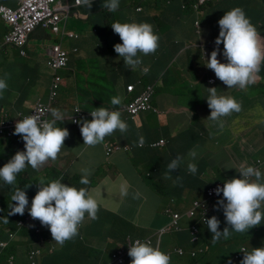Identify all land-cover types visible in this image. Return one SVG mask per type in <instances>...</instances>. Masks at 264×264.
Returning a JSON list of instances; mask_svg holds the SVG:
<instances>
[{
  "label": "clouds",
  "instance_id": "1",
  "mask_svg": "<svg viewBox=\"0 0 264 264\" xmlns=\"http://www.w3.org/2000/svg\"><path fill=\"white\" fill-rule=\"evenodd\" d=\"M15 1L18 4L17 0ZM99 1L100 0H76V3L90 10L92 4H96ZM139 1L140 4H142L146 0ZM178 1L179 0H166L164 6H155L157 11L154 16L149 17L151 22H114L111 25L113 32L118 35V38L122 41V43L115 44L112 49L119 57V59H115L121 63L119 68L126 70L130 68L136 71L141 70L142 76H146L147 78L144 80L146 84H144L142 80L137 82V85L142 86V89H144L141 91V94H135L129 100L126 97L124 98L117 95L112 97V105L109 106L108 102L99 104L90 109V111H86L84 107L80 108L76 106L74 115L69 121L75 127H80L79 131L83 139V145L95 147L101 144L105 148L107 155L108 148H112L113 146L117 148V143H109V136L113 135L116 131L125 133L128 130L127 122L121 118L122 113H127L126 118L128 120H133L136 116L147 111H153L159 114L160 107L163 106H160V103L163 104L165 99H171L172 97L168 93L165 97H161L157 87L161 85L162 88H168L167 85L169 84V80H152L156 68L152 65H147V67L143 69L141 56L153 55V59L158 57L156 51L159 48L161 37L165 44L169 46L165 61L170 60V62L175 63L184 70H189L196 66L198 72H201L202 68L204 70L207 68L212 70L215 77L226 86V89L221 95L218 94L217 88L215 87L207 89L209 95L207 99L204 100L205 104L201 112V121L207 126L215 125L214 122H216L222 129V118L225 117L226 120L229 119L231 115V120L233 121L231 130L232 142L237 145L235 140L238 138L239 141L246 142L247 145L250 146V150H247L239 156L232 149V144L230 148L226 147L229 139L219 142L217 147H222L223 152L226 148L230 149L229 158L232 160L233 171L237 176L224 173L225 177L229 180L225 182L217 181L213 185H211V183L205 185L202 189L200 199L193 200L191 206L185 213L167 209L166 214L168 216L166 217L169 218V216L179 213L183 216L182 219L184 221L194 219L198 222H202L196 210L194 216L189 217L187 215V212L194 208V203H203L205 205V217H207V215L215 210L216 197L223 196V199L216 202V210L222 209L227 226L223 231L218 230L220 228V220L216 216L204 220V223L212 234L211 242L215 244L221 238L228 239L233 232L246 234L250 229L264 224V152L258 156V150L255 145L251 143L252 141L249 140V138H245L242 132L233 131L234 125H237L244 115L251 111L246 107L247 102H264V36H261V34L264 35V21L261 19V21L257 23L261 29L260 34L257 27L251 23V19L247 15V12L253 9L254 4L252 2L255 0H231V2H227L228 0H181L182 3L181 6H179V9L180 7L182 9H180L181 14H189L192 17V28L189 29L188 34H185L184 27L187 23L186 17L182 16L183 20L179 26L173 5V3ZM138 5L139 4H134L133 8L136 10L135 12L137 14H141L143 9ZM219 5L222 6L218 9H214ZM0 7H3V5ZM4 7L12 9L7 6ZM103 7L109 12L117 11L119 9V0H106ZM61 14L63 20L61 23V30L58 33L43 28L39 29L54 34H59L60 32L66 33L65 30L63 31L64 8ZM0 19L7 26L9 33V26L1 17ZM206 29H211L212 34L216 38L214 41L215 49L211 53L204 43H197L195 40V38L200 36ZM159 34H161V37ZM66 35L71 40L78 39L76 35ZM5 37L0 47V53L6 48H12L20 53L22 57L28 56L26 50L29 43L22 49V52H24L23 54L20 49L6 45ZM28 42H30V39ZM221 44H223L222 53H220L219 50V45ZM55 46H59L63 50L61 44H54L52 47ZM52 47L47 52V64L50 60V51ZM66 53H68L69 61V58L71 59L70 53ZM78 53L79 51L75 54ZM0 60H2V57H0ZM199 61H203L204 65L200 66ZM166 72L168 71H163V74ZM8 78V73H4V75L0 77V96L8 89ZM216 78H209L208 83L211 85L215 84ZM54 83L55 81L52 83L50 89V99H37L30 111L23 114L16 113V117L11 115L12 112L10 114L9 111H6L7 109L3 108V112L1 111V114L3 113V119L0 121V130H3L5 127H11L13 135L22 138L24 150L17 151L3 167H0V182L15 186L19 173L28 170L26 173L28 177L31 173L36 172V170H41L44 165L49 170V173L54 172V175L52 176L50 173L51 176L47 183L45 182L47 177H45V179L41 178L39 181L36 179L32 180L31 176H29L28 182L31 185V192L28 196L25 190L20 187L15 188L14 194L11 196V201H14L15 205H6L5 210L7 211V216L0 219H3V222L7 224L13 218L16 228L12 230L9 226H3L4 238L0 240V242H4L5 246H0V248L9 246V244L18 245L21 240L22 243H24L23 237L27 236L25 233L26 230L29 233L28 236H35L38 238L36 236L38 235L40 237L39 241L29 244L27 248V264H44L42 262L43 258L47 256L50 261L57 252L63 259V264H72V260L69 259V256L58 251L59 248L48 246V251L45 254H43L41 248L51 239L55 241L57 245L63 247L65 242L77 237L79 231H84L83 223L86 217L92 220V222H98L101 217L100 214L106 211L109 220L105 224L102 233L97 235V237L103 239L106 245H101L99 248L84 237L83 234L78 236L80 248L84 249L85 246L92 247L94 256L100 258L98 263L94 260L92 264H99L104 259V254L108 252V247L112 244H117L118 240L123 239V233L128 229L131 220L128 214L119 210V207L117 210L115 209L118 205L116 201L114 203L111 202L112 205L104 204L108 202L103 201L102 203L99 198L94 197L90 193H94V186L91 185V179L88 178L91 174L89 169H80L81 179L77 183H71L67 180L68 170L65 172L58 171L57 165L63 161L71 150L64 144L65 140L69 138V131L66 128L58 127L56 123L57 120L63 119L60 111L55 109L58 103H61L63 99L59 97L63 85L60 83V78L56 89H54ZM250 85L255 89L256 94L239 95L235 97V95H232L229 91V88H239L247 92L249 89H252L248 88ZM129 86H133V90H129ZM129 86H127V92L129 95H132L135 93L136 84ZM154 88L157 89L155 93ZM54 91L56 95H53ZM155 95L157 96L156 107H152L150 98ZM141 96H146L148 98L149 108L139 110L135 116L130 115L127 111L128 107ZM4 99L6 98L3 95V101ZM123 100L125 101V105L123 108H119L118 105H121ZM241 100L244 101L241 102ZM40 107H48L50 109L48 120L41 119V115L39 114H33V112ZM208 110L210 114L206 115ZM252 116L256 118L254 113ZM52 117L53 119L51 120ZM75 119L77 121H75ZM89 119L91 120L88 121ZM105 138L106 143H104ZM140 143H143V138H141ZM158 143H153L150 147L162 146H152ZM127 148H129L130 151L132 150L129 145ZM216 151H218V148H215L214 152ZM188 155L193 161L197 158V153L195 151H190ZM235 157H241L242 160H240L239 165L238 163L234 164ZM182 159V157L176 156L167 164V171L164 174V179H172L170 173L179 168ZM187 170L189 173L195 175L198 170L197 165L193 162H188ZM55 174H57V176H55ZM141 176L149 178V175L146 173ZM180 179L181 178L177 176L174 183L179 182ZM30 185L24 188L27 189ZM124 194L127 195L126 192ZM164 196H167L166 192ZM27 197L32 198L31 206L28 208H26L29 204ZM0 207H2L1 204ZM25 210H28L27 216H23L26 214ZM229 228L231 230H229ZM155 233L156 234L153 236L137 239L129 236L124 243L118 242V249L112 253L111 259L103 264H126L129 257L131 258V264H171L172 255L166 251L160 250L159 246L156 244L161 241L163 235L171 233L169 227L164 225ZM239 246H241L240 254L236 255L235 258L239 259L241 254H243L241 264H264V247L252 248L251 251H248L245 246ZM180 251L183 253H180ZM176 253L180 257L184 256V251L181 248L176 249ZM192 253H194L193 256L191 255ZM199 253L204 254L205 249L195 247L194 250H191L189 255L190 257H197ZM15 256H17L16 252ZM0 264L2 263L0 262ZM8 264H14V256L9 257Z\"/></svg>",
  "mask_w": 264,
  "mask_h": 264
},
{
  "label": "crops",
  "instance_id": "2",
  "mask_svg": "<svg viewBox=\"0 0 264 264\" xmlns=\"http://www.w3.org/2000/svg\"><path fill=\"white\" fill-rule=\"evenodd\" d=\"M75 1L76 0H62L60 4V6L64 8L65 16L63 21V31L65 30L66 33H51L57 38L60 37V39L57 42H54L53 45L61 44L63 50L69 52L70 56L75 55V53L79 51L78 55L74 57V61L79 59L83 72L81 70L80 76L78 75L76 68L74 67V63L70 58L65 68L59 70L50 68L47 64L48 56L46 53V66L50 71L48 69L43 70L44 79L42 81L38 79L36 72H34L35 76L32 81V87H29L28 85H23L17 75H12L9 72L11 64L14 63L15 60L17 61L19 59L18 56H13V49L9 48L11 51L9 50L10 55L8 56V59L5 56L3 59L2 56V60H0V62H2L1 67L3 69L2 73H0V77H2L4 73H8V79L11 84L3 93L6 99L3 101L2 95L0 96V102L3 101L1 103L3 108L7 109L6 111H9L10 114L13 109L16 110L17 114H23L30 111V109H32L35 105L36 100H31V95L37 93L36 86L38 89L41 88L45 84L48 76L51 77L50 83L52 86L55 79L59 77L60 83L62 85L64 83V86L71 89L67 93V99H62L61 103H58L55 107V109L60 111L63 117L62 120H57L56 123L58 127L66 128L69 131V138L65 140L64 144L67 148H70L71 151L68 152L63 161L57 165L58 171L65 172L68 170L67 180L71 183H77L81 179L80 169H89L91 174L88 178L91 179L92 182L90 181V183L94 186V193H90L94 197L99 198L102 203L103 201H110L112 203L116 201L118 204L117 208H115L116 210L119 207V201L122 193L126 192L131 196H135L143 203L142 207H144V213L142 216H140L139 213L128 215L132 223L131 228H133L132 230L134 232V236L130 237L137 239L147 237L148 235L153 236L156 234L155 232L159 231V229L168 221L167 217L161 214V210L165 204L166 197L163 198L165 192L167 195L168 193L176 194L179 199L185 203L193 201L201 195L200 192H202V189H199L200 183H197L199 178H210L211 174H213L210 169L207 173L206 167H203L205 157L210 154L208 149H211L217 142L219 143L229 139L226 147L230 148L232 144V149L240 156L247 150H250V146L244 141H240V145H235L234 142H232L230 125L232 122L231 115L228 120L226 119L223 122L222 129L216 122H214L215 125L207 126L201 121V119L197 121L192 120V118H195V111L200 114L203 111V105L205 104L204 100H206L209 95L207 89L215 87L217 88L218 94H221L225 91L226 86L219 81L215 77L214 72L208 68L206 70L202 68L201 72H198L197 66L189 70H184L178 67L175 63L170 62V60L165 61L169 46L165 44L161 34H159L161 42H159L158 57L155 59L152 57L142 59V66L143 69H145L147 65L154 66L156 69L152 80H169L170 88H166V93H168L167 90H172L177 92V94L171 95L168 93L172 98L165 99L163 104L160 103V106H163L160 107L159 117L154 119V122H149L146 119V116H142L143 121L138 122L137 124L139 125L131 123L128 126V130L125 133H122L121 137L114 139V134L109 136V143H113L115 141L119 144L124 141L129 143L127 145H129L132 150L128 152L127 155L116 154L108 157L106 155L105 148L101 144L96 145L95 147L83 145V139L79 131L80 127L72 125L69 119L74 115V109L76 106L80 108L83 107L79 102V88L82 84L86 83L87 85L98 81L97 76L95 77L93 74L94 71H97L98 67L93 66L92 64L87 67V64L84 62L85 59H96L95 63L97 65L98 62L100 63L102 70L107 73V80L109 79V81H111L109 83V88H112L114 85L117 87V84L113 83V81L115 80L116 75L119 74L118 85L120 87H124L126 84H128L127 86L136 84L135 93L137 91L141 92L142 90H140V88L142 89V86L137 85V82L139 80L144 81L147 78L146 76H142L141 70L136 71L130 68L128 70L119 68L121 63L115 60L119 59V57L112 51L114 45L118 43L116 40L119 38L118 35L113 32L111 25L114 22H151L149 17L155 15V12L157 11L155 6H164L166 0H146L142 4H140L139 0H119V9L114 12H109L103 7L106 0H100L98 3L92 4L90 10H87L82 6L77 7L75 5ZM176 3H173V5L176 11L178 25L180 26L183 17L179 14L181 13L179 11V4ZM252 3L254 4V7L251 11L247 12V15L251 19V23L257 27L261 34V29L257 23L260 22L261 19L264 21V0H255ZM134 4H139L138 6L143 9L141 14H137L135 12L136 10L133 8ZM1 5L12 9H16L18 7L15 0H0V6ZM83 32L84 34H87L86 32H88V39L83 38L81 42L80 37H82L81 33ZM7 33V26L0 19V42H2ZM66 34L76 35L78 36V39L71 40ZM113 35L116 40L112 45H110V37ZM47 36L46 38H49V36ZM261 36L264 35L261 34ZM33 37L34 35L27 47L29 50L28 57L25 58L29 61L28 64H30L31 67H33L34 64L31 61V58L37 48L36 43L33 50L29 49L30 43L33 41ZM107 44H109V46ZM93 50H95V52H93ZM46 56L44 55V59H46ZM61 71L66 73L67 78L60 74ZM163 71L168 72L163 74ZM211 77L216 78V83L213 85L208 83V79ZM178 81H182L184 85L178 86ZM48 83L49 81L45 84V86H47ZM17 86L20 88L21 92H19L18 95H15ZM185 91H187L188 94H185ZM120 95L124 98L126 97L128 100L133 96V94L129 95L128 92L125 94L121 93ZM104 96L108 97L107 102L110 106L112 105V97L117 96V94L113 92L109 96L105 95L103 92H99L94 99L101 101ZM39 99L46 100L45 98ZM107 102L105 101L104 103ZM124 105L125 101L123 100L122 104L118 105V107L123 108ZM246 107L255 114L256 119L259 121L256 123L255 128L259 132H262L255 134L254 137L258 138L260 134L263 137L264 102L250 101L246 103ZM126 116L127 113L121 114V118L127 121L128 119ZM52 119L53 117L51 120ZM156 124H158L161 129H153V126ZM191 124H194L193 130L184 133L185 131H183V125H185V128L191 129ZM141 138H143L142 144L140 143ZM161 140L165 141L163 146L150 147L151 144L158 143ZM251 141H253V139ZM104 143H106V138ZM251 143L254 145L253 142ZM190 151H195L197 153V158L194 161L191 160L188 154L184 155ZM176 156L183 158L179 168L170 173L172 175V179H164V174L167 171V164L170 163ZM234 159V164L238 163V165L240 164V160H242L241 157H235ZM188 162L195 163L197 165V169L201 168V170H197L195 175L189 173L186 169ZM23 172L25 174L28 170H24ZM36 172H38V170H36ZM50 173L52 176L54 175V172ZM145 173L153 180L150 181L149 179L141 176ZM55 176H57V174H55ZM177 176L181 179L179 182L174 183ZM150 183L160 185L164 190L161 188L158 190L152 188ZM160 195H163L162 198H160ZM100 215L101 217L98 222H92V220H89L86 217L83 223L84 231H79V235L83 234L84 237L99 248L101 245L106 244L103 239H100L97 235L102 233L105 224L109 220V216L106 211H103ZM152 219L154 221H152ZM186 222L187 221L183 222L184 226ZM78 236L73 239L76 242L74 241L71 245H69V249L72 250L69 255V259L72 260V264H78L80 260L86 263L85 253L83 249L80 248L78 243ZM181 236L169 235L168 233L167 235H163L161 237V241L159 243H156L160 250L166 251L172 255V259L175 260L173 262L174 264H188L187 253L189 250H193L194 247L190 246L188 243L185 244V241L188 240V236H184V240ZM205 239L209 240V237ZM84 240L88 241L86 239ZM251 241L252 247L248 248V251H251L252 248H256L254 239ZM247 243L249 244V241H247ZM248 244L247 246L249 247ZM217 245L218 246L216 247L206 249V253L200 256L201 258L197 260L196 264H241L243 255H241L239 259L235 258L236 255L240 254L241 246L236 244L235 247L234 245H230L223 249L222 245ZM179 248L184 249L183 257H180L176 253V249ZM62 262L64 261L57 252L48 264H60ZM126 264H131L130 257Z\"/></svg>",
  "mask_w": 264,
  "mask_h": 264
},
{
  "label": "rangeland",
  "instance_id": "3",
  "mask_svg": "<svg viewBox=\"0 0 264 264\" xmlns=\"http://www.w3.org/2000/svg\"><path fill=\"white\" fill-rule=\"evenodd\" d=\"M179 1L177 2L178 4H179ZM227 2H231V0H228ZM146 4H147V2H146ZM221 6L222 5H219V6L215 7L214 9H218ZM179 14L181 16L186 17L187 23L185 24L184 31H185V34H188L189 29L192 28V17L189 14H186V15L181 14V13H179ZM88 32H86L87 34H84V32L81 33V36H82V37H80L81 42H82L83 38L88 39ZM33 35H34L33 41L30 43V46H29V49L33 50L35 44L37 43V48L35 50L33 57L31 58V61L34 63L33 67H31V65L28 64L29 61L25 59L28 56L22 57L19 55V53L17 51L12 50L13 56L14 57L18 56L19 59L17 61L15 60V62L12 63L11 67L9 68V72L12 75H17L18 77H20V82L23 83V85H28L29 87H32V81L34 80V76H35L34 72H36L37 77L40 81H42L44 79V76H43L44 71L43 70L48 69L46 66V60H47L46 53L53 46V43L57 42L60 39V37L57 38L51 32L44 31L42 29L37 30ZM47 35L49 36V38H46ZM31 38H30V41H31ZM110 38H111V42L114 43L116 40L114 38V36H111ZM215 39L216 38L212 34L211 29L204 30L200 36L195 38L197 43L198 42L204 43L206 45V47L208 48V50L210 51V53L215 49L214 48L215 47L214 46ZM117 42L122 43V41H120V38L117 40ZM2 44H3V40H2V42H0V47L2 46ZM93 45H94V43H93ZM9 50L11 51V49L6 48L5 50L1 51L0 57L3 56V59H4V56H5L8 59V56L10 55ZM219 50H220V53L223 52V44L219 45ZM26 51L28 53L29 50L27 49ZM158 51H159V49L156 51V53H158ZM93 52H95V50H93ZM44 55L46 56V59H44L45 58ZM76 55H78V54L71 56V61L74 63V67L76 68V71H77L78 75L80 76L81 70L83 72V69L80 66L81 64L79 63V59L74 61V57ZM152 56L153 55L141 56V59H147V58H150ZM95 61H96V59H88V58L85 59V61H84L87 64V67L90 64L98 67L97 71H94V73H93L95 77L97 76L98 81H95V83L93 82V83H90L87 85H86V83L82 84V86L79 88V94H80V97H79L80 101L79 102H82L83 100H87L88 98L92 99V98L96 97L99 92H103V93H105V95L110 96L108 91H107V93L104 92V90L110 89L109 83L107 82V73H106V71L102 70L100 63L98 62V65H97L95 63ZM1 66H2V62H0V73H2V71H3ZM60 74L66 77V73L64 71H61ZM50 79H51V77L48 76L46 81H45V84L49 81L47 86H45V84H44L39 89L36 86L37 93L31 95V100H37L39 98H45L46 100L50 99V94H51ZM91 80H93V79H91ZM177 85L182 86V85H184V83L182 81H178ZM167 87L169 88L170 84H168ZM157 88H158L159 93L161 94V97H165L167 94L166 88H162L161 85H158ZM70 89L71 88H69V89L67 87L65 88L66 94L69 92ZM19 92H21V90L17 86V91H16L15 95H18ZM155 92H157V89L154 88V93ZM167 92L170 93L171 95L177 94V92L172 91V90H167ZM185 94H188V92L185 91ZM185 98H186V96H185ZM243 101L244 100H241V102H243ZM91 107L92 106H90V108ZM90 108H88V109H90ZM149 113H151V115H153V111L143 112L140 115L148 117L149 122H154L153 116L146 115ZM194 113H195V118H192V120L197 121V120L201 119L202 115L200 113H198L197 111H195ZM208 114H210L209 110L206 113V115H208ZM252 114H253L252 111L247 112V114L244 115V117L238 122V124L234 125L233 131L234 132H242L243 136H245L246 138H252L254 140H258V141L264 143V131L262 134L263 137L261 136V134H260V136H258V138L254 137L255 134L262 133V132H259L255 128L256 123H258L259 121L256 118H254L252 116ZM12 116L16 117V110L15 109L12 110ZM224 121H225V117L222 118V122H224ZM191 125L194 126V124H191ZM230 125H231V130H232L233 121L230 123ZM263 127H264V125H263ZM153 129L158 130L161 128L158 124H156L155 126H153ZM185 129H186L185 125H183V131H185ZM235 141H236L237 145H240V141L238 138H236ZM217 144H218V142L215 143L211 149H208L210 154L207 155L203 161V167L204 166L206 167L207 173L210 169L213 172V174H211L210 178L202 177L199 179V181L197 182V183H200L199 189H203L204 186L209 184V183H211V185H213L217 181L225 182L226 180H229L228 178L225 177L224 173H227L228 175L237 176L236 173H234V171H233L232 160H231V158H229L230 157V149L226 148V149H224V152H223L222 147H217ZM215 148H218V151L214 152ZM187 154H188V152L185 153L184 155H187ZM186 169H187V167H186ZM198 170H201V168ZM31 176H32V179H36L39 181L41 178L45 179V177H47V179H45V182L47 183V182H49V178L51 175H49V170L45 166H43L41 168V170H39L38 172L31 173ZM147 179H149L150 181L153 180L152 178H147ZM150 186L152 188L157 189V190L159 188L164 190L160 185H157V184L150 183ZM200 194H201V192H200ZM165 197H166L165 198V204L161 210V214L165 215V216H168L166 214L167 209H172L173 211H176L179 213H185V211L191 206V203H192V201H190L188 203L182 202L176 194L168 193V195ZM200 197H201V195L198 198H196L195 200H199ZM27 198H28L29 204L26 208L31 206V200H32V198H29V197H27ZM104 204L112 205L111 202L104 203ZM142 205H143V203L139 199H137L135 196H131L128 193H127V195H125L124 193L121 194V198L119 201V210H121V212L128 214V215H133V214L139 213V215L142 216L144 213V207H142ZM152 221H154V220L152 219ZM25 233L27 234V236L29 235L28 231H26V230H25ZM169 235H176V234L175 233H169ZM148 236H150V235H148ZM33 247H35V246H33ZM115 248L118 249L117 244L110 245L108 247V252L106 253V257L111 256L113 251L115 252V250H117ZM41 249L43 251V254L47 253L48 245L46 244Z\"/></svg>",
  "mask_w": 264,
  "mask_h": 264
},
{
  "label": "trees",
  "instance_id": "4",
  "mask_svg": "<svg viewBox=\"0 0 264 264\" xmlns=\"http://www.w3.org/2000/svg\"><path fill=\"white\" fill-rule=\"evenodd\" d=\"M181 3H182V1L180 0L179 6H181ZM180 9H181V7H180ZM180 9H179V11L182 10V9L181 10ZM107 37H110V36H107ZM109 44L112 45L113 42L110 41ZM109 44H107V45L109 46ZM199 65L200 66L204 65V62L199 61ZM18 78H20V77H18ZM118 79H119V74L116 75V78L113 81V83L117 84V87H115V85H114L112 88L110 87V89L104 90V92L107 93V91H108L109 94H112L114 92L117 95L118 94L120 95L121 93L125 94L127 92L126 87L128 84H126L124 87H120L118 85ZM107 82L110 83L111 81H109V79H108ZM143 82H144V84H146L145 81H143ZM7 83L9 84L8 86H10L11 83H10L9 79L7 80ZM65 88H66V86H64V83H63L62 91H61V94L59 96L60 98L67 99V94L65 92ZM248 88H252V89H249L247 92H244V90H240L239 88H229V91L231 92L232 95H235V97H237L239 95L245 96V95L256 94V91L252 87V85H250ZM140 90H144V89L140 88ZM135 94L140 95L141 92L137 91L136 93L133 94V96ZM107 98L108 97L104 96V98H102L101 101L95 100L94 98H92V99L88 98L87 100H83L82 102H80V104L84 107V109L86 111H90V109L93 106L103 104L105 101L107 102ZM150 101H151L150 102L151 106L156 107L157 96L156 95L151 96ZM2 102H0V121L3 119V113L1 114V111L3 109V105L1 104ZM90 106H92V107L90 108ZM88 108H90V109H88ZM146 115L153 116L154 119H157L159 117V114H157L155 112H153V115H151V113L146 114ZM146 119L148 120V117H146ZM90 120L91 119H89L88 121H90ZM124 121H126V120H124ZM142 121H143L142 115H138L133 120H131V121L127 120L126 122L129 126L131 123L137 124L138 122H142ZM137 125H139V124H137ZM192 130H193V126H191V129L186 128L184 133H186L188 131H192ZM114 135H115L114 139H116L118 137H121L122 133H120L119 131H116L114 133ZM249 140H252V138H249ZM116 142L117 141L113 142V144H115ZM252 142L254 143L256 149L258 150V156H260L264 152V143L260 142L258 140H254V139ZM127 144H129V143H127L125 141L121 142L120 144L117 143V147H119V149L115 150V148H114L115 146H113L112 151L107 156L109 157V156H113L116 154H118V155L119 154H126L127 155L128 152H130L129 148H127L128 147ZM197 146H198V144H197ZM23 150H24V142H23L22 138L20 136L13 135V133H10L9 129L3 128V131L0 133V162H1L0 167H3V165L5 163H7L12 158V156L15 155V153L17 151H23ZM27 185H30V184L28 182L27 175H26V173L24 174V172H21L17 175V181H16L15 186L6 185V184H4V182L3 183L0 182V204L2 205V207H0V218L7 216V214H6L7 211L5 210L6 205H8V206H11V204L15 205V202L11 201V196L14 194L16 187H20L21 189L25 190L27 196L30 195L31 185H30V187L25 189L24 187ZM160 197L162 198V196H160ZM220 199H223V196L216 197V199H215V210L211 214L207 215L206 219H209L212 216H216L220 220V228L218 230L223 231V229L227 226L225 223L223 211H222V209L216 210V202ZM25 213L26 214H24L23 216H25V215L27 216L28 210H25ZM167 219H168V221L165 225H167V227L171 226L170 232L176 233V235H179V236L182 235L181 238L183 240H184V236H188V240L185 241V244L188 243L190 246H194L193 250L195 249V247L203 248V249H205V253H206V249L216 247V246H218L217 244L222 245L223 249L225 247L230 246V245H234V247H235L236 244L237 245H245L248 249V248L252 247V241H251L252 239H254V241H255V247L256 248L264 247V225L263 224H261L258 227H255L253 229H250L244 235H241L240 233L233 232L228 239L221 238L217 243L213 244L211 242V233L208 230L206 224H203V222H200V221L198 222L197 220L190 219V221H187L185 226H184L183 225V222H184L183 219L178 221L176 224L173 223L174 217L172 215L169 216V218H167ZM0 224H2V225H0V240H3V238H4L3 226H9L12 230H15V228H16V224H15V221L13 220V218L7 224H5L3 222V219H0ZM131 225H132V223H130L128 226V229L124 231L123 239L118 240L117 244H118V242L124 243L126 241V238L129 236H132V237L134 236V232L132 230L133 228H130ZM191 226L198 227V232L196 234V236H197L196 242H191V239H192ZM177 227L179 229H177ZM229 230H231V229L229 228ZM34 235H36V234H34ZM36 236L38 238H36L35 236H25V237H23L24 243H22V240H21V242L18 245L9 244V246H6L4 248H0V262L2 264H8L9 257L14 256V264H27V262H26V251H27L29 244H32L35 241H39L40 237L38 235H36ZM207 237H209V240L205 239ZM74 241L75 240H70V241L65 242L63 247L57 245L55 241H52V239L47 241L46 244L49 247H54L57 249L59 248L58 251L65 253L69 256L70 253L72 252V250L69 249L70 248L69 245H71ZM247 241H249V244L247 243ZM247 244L249 245V247L247 246ZM115 249H117V248H115ZM181 249H183V248H181ZM83 251H84L85 257H86V263H84L82 260H80V262L78 264H92L94 260L97 263L99 262L100 258L98 256H94L92 247L85 246ZM15 252L17 253L18 257L15 256ZM113 253H114V251H113ZM190 253H191V251L189 250L187 253V255H188L187 263L188 264H196L197 260L201 258L200 256L202 254L199 253L197 255V257H190V255H189ZM241 255H243V254H241ZM111 256H112V254H111ZM111 256L106 257V253H105L104 259L99 264H103L105 262H108L109 259H111ZM174 261L175 260L172 259L171 264H174L173 263ZM42 262L44 264H48L49 258L46 256L45 258H43ZM60 264H63V263H60Z\"/></svg>",
  "mask_w": 264,
  "mask_h": 264
},
{
  "label": "built area",
  "instance_id": "5",
  "mask_svg": "<svg viewBox=\"0 0 264 264\" xmlns=\"http://www.w3.org/2000/svg\"><path fill=\"white\" fill-rule=\"evenodd\" d=\"M17 2L18 8L15 10L8 9L4 6L0 7V17L5 21L10 29L8 35L5 37L6 45L20 49L22 52V49L29 43L28 41L30 37L37 29L43 28L45 30H52L55 33H58L61 30V23L63 20V16L61 14L63 8L60 7L61 0H17ZM75 4L80 6L76 3V1ZM22 53L24 54V52ZM67 63L68 53L63 51L59 46L52 47L50 51V60L48 62L49 66L54 70H58L65 67ZM58 82L59 78L55 80L54 89L58 87ZM133 88V86H129V90H133ZM53 95H56L55 91L53 92ZM147 108H149L148 98L146 96H141L128 107L127 111L130 115L135 116L139 110ZM35 113L41 115V119L48 120L50 109L48 107H40L33 112V114ZM75 121L77 120L75 119ZM7 129H9L10 133H12L11 127ZM2 131L3 130H0V133ZM164 143V141H160V143L152 146H163ZM118 149L119 147L115 148V150ZM111 151L112 148H108L107 155H109ZM195 210L198 211L200 220L204 223V220H206L205 205L203 203H194V208L189 210L187 215L189 217L194 216ZM172 216L174 217L173 223L175 224L183 218V216L179 213H175ZM169 229H171V226ZM177 229L179 228L177 227ZM197 232L198 227L191 226V242L197 241ZM147 241L150 242L149 240ZM0 246H5V243L0 242ZM180 253L183 252L180 251ZM191 255L193 256L194 253Z\"/></svg>",
  "mask_w": 264,
  "mask_h": 264
}]
</instances>
